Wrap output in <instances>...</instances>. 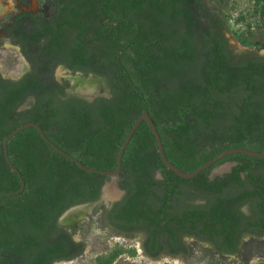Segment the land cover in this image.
Wrapping results in <instances>:
<instances>
[{
	"label": "trees",
	"instance_id": "obj_1",
	"mask_svg": "<svg viewBox=\"0 0 264 264\" xmlns=\"http://www.w3.org/2000/svg\"><path fill=\"white\" fill-rule=\"evenodd\" d=\"M253 12L264 25V0H253ZM4 29L28 68L16 77L0 74V192L19 186L1 139L26 121L95 168L115 166L142 111L166 158L185 171L228 147L264 152V54L234 53L225 18L205 0H46L13 12ZM57 64L98 74L109 94L66 92L54 76ZM28 96L31 103L18 108ZM6 152L23 186L0 195V264H53L80 253L84 241L57 217L71 204L101 199L109 176L80 168L33 126L12 133ZM222 162L228 168L211 173ZM115 183L122 193L105 220L120 232H140L149 256L186 254L184 236L231 252L242 234L264 235V157L228 152L183 177L160 160L142 119L122 149ZM114 254L96 264H109Z\"/></svg>",
	"mask_w": 264,
	"mask_h": 264
},
{
	"label": "rangeland",
	"instance_id": "obj_2",
	"mask_svg": "<svg viewBox=\"0 0 264 264\" xmlns=\"http://www.w3.org/2000/svg\"><path fill=\"white\" fill-rule=\"evenodd\" d=\"M205 1L225 18L224 33L229 40L238 47L243 46L244 50L234 49L232 50L234 53L258 50V46L264 42V25L258 24L261 20L253 12V0ZM45 2L46 0H27L23 4L17 0H0V73L2 75L17 76L28 68V63L18 51V46L6 35L4 27L10 15L21 8L35 10ZM239 39H244L246 43H242ZM59 80L68 83L63 78ZM228 166L229 163L226 162L217 164L212 167L211 173L221 172ZM113 179L115 181L116 176ZM111 199L104 200L103 197L102 199L99 197L89 210L83 213L81 220L77 222L78 225L68 227L75 239L84 241L82 249L84 254L77 260L81 264H96L98 257L115 253L109 264H145L146 256L143 254L140 256L136 247L138 243L140 245L142 234L119 232L107 225L104 211ZM184 240L188 252L177 255L176 258L179 260L177 264H264V235L242 234L238 249L229 253L216 251L210 244L191 236H184ZM93 253L98 255L91 257ZM70 262L57 261L55 264Z\"/></svg>",
	"mask_w": 264,
	"mask_h": 264
},
{
	"label": "water",
	"instance_id": "obj_3",
	"mask_svg": "<svg viewBox=\"0 0 264 264\" xmlns=\"http://www.w3.org/2000/svg\"><path fill=\"white\" fill-rule=\"evenodd\" d=\"M226 36V35H225ZM227 38V42L228 44L230 45V48L232 50L236 49V50H244L242 47L239 48L235 45H233V43L229 40V38L226 36ZM238 48V49H237ZM256 52L258 54H264V47L256 50ZM57 65H61V64H57ZM63 66V65H61ZM64 67V66H63ZM66 68V67H65ZM67 69V68H66ZM70 73V72H69ZM73 73H77L78 75L80 74L81 76H87V75H92L93 77H96L97 80H98V84H99V87H100V91H93L92 93L89 92V93H77L79 94L80 96H83V97H87V98H90L92 97L94 94L96 93H101V94H105V95H108V92H107V89L104 88L103 86V83H102V79L101 77L98 75V74H93L91 72H87L86 74H81L80 71L78 70H74ZM55 76V75H54ZM55 78L57 80H59L56 76ZM32 101V97L31 96H28L24 102H22L18 108H22L24 106H27L31 103ZM144 120L147 124V126L149 127L150 131L152 132L153 136H154V139H155V143H156V150L158 152V155H159V158L160 160L167 166L169 167L171 170H173L176 174L180 175V176H183V177H190L192 176L193 174H195L197 171L201 170L202 168L206 167L207 165L213 163L217 158H219L220 156L228 153V152H234V151H239V152H244V153H248V154H253V155H257V156H260V157H264V152L263 151H259V150H254V149H249V148H244V147H238V146H233V147H228V148H224L222 149L221 151H219L218 153L212 155L211 157L207 158L205 161H203L202 163H200L198 166L194 167L193 169L191 170H188V171H185L183 169H181L180 167L176 166L175 164H173L171 161H169L166 156L164 155L163 153V150H162V145H161V141H160V138H159V134L155 128V125L153 124V122L151 121V118L149 117L148 113L146 111H142L139 115H137L133 122L131 123L130 127L128 128L127 132L125 133L124 137H123V140L122 142L120 143L118 149H117V152H116V157H115V160H116V163H115V166L113 168H107V169H103V168H95V167H90V166H86L84 165L83 163H81L77 158H75L74 156H72L71 154L65 152L63 149H61L60 147H58L55 143H53L46 135L45 133L43 132V130L41 129V127L34 121H26V122H23V123H20L19 125L15 126L14 128H12L11 130H9L1 139V146H2V152H3V156H4V159L7 163V165L9 166V168L13 171L16 172L18 178H19V186L14 189V190H8V191H3V192H0V195H9V194H14L16 192H18L19 190L22 189V186H23V180L21 178V175L20 173L18 172L17 168L11 163V161L9 160L8 156H7V152H6V140L7 138L14 132H16L17 130L23 128V127H26V126H33L36 128V130L38 131L39 135L43 138L44 141H46L50 146H52L54 149H56L59 153L63 154L64 156L68 157L69 159H71L72 161H74L80 168L82 169H85V170H89V171H95V172H99V173H103V174H106L109 176L108 179L104 180L101 187H100V195H101V191H102V187L104 185V183L106 181H109L110 183H112L115 188L117 190H119V194L118 196L114 197L111 199V201L113 199H116L120 196V194L122 193V189L119 188L115 181H114V177L116 176V173L117 171L119 170V167H120V156H121V152H122V149L123 147L125 146L131 132L133 131V129L136 127V125L141 121V120ZM224 163V162H222ZM226 163H229L230 162H226ZM110 201V202H111ZM109 202V203H110ZM92 202H85V203H81V204H76V205H83V204H90L91 205ZM108 203V204H109ZM76 205H70V206H67L57 217V221H59V218H60V215L68 208L70 207H73V206H76ZM66 229H68V227H66ZM143 255L146 256L147 258H150L152 260L154 259H158V261H156L155 263L153 264H159L163 261H168L166 259H162V257L164 256H169V257H172V256H176V255H172V254H168L166 252H161L159 255L157 256H149L148 254H145L143 251H142ZM168 262H171V261H168Z\"/></svg>",
	"mask_w": 264,
	"mask_h": 264
},
{
	"label": "bare ground",
	"instance_id": "obj_4",
	"mask_svg": "<svg viewBox=\"0 0 264 264\" xmlns=\"http://www.w3.org/2000/svg\"><path fill=\"white\" fill-rule=\"evenodd\" d=\"M233 45L237 46L235 43ZM239 48H241V47H239ZM60 66L61 65H59V67L56 69L55 75L58 79L59 78H66L67 75L64 73L65 71L62 70L63 66L62 67H60ZM70 79H71V89L76 91L77 93H89V92L92 93L93 91H100V87H99L98 80L96 77L95 78H92V77H88V78L71 77ZM118 194H119V190H117L112 183H110L109 181H106L104 183V185L102 187V191H101V199H102V197L104 198V200H106L108 198H114V197L118 196ZM90 206H91L90 204H83V205H76V206H73V207L66 209L61 214V216L59 218L60 223L66 227L76 226L77 222L79 220H81L83 213L87 209L89 210ZM136 247H137L138 254L140 256H143L142 255L143 253H142V250H141L139 243L136 245ZM162 259L172 261L175 264L179 263V260L176 258V256H172V257L164 256V257H162ZM156 261H158V259L152 260L150 258L144 257V263L145 264H153Z\"/></svg>",
	"mask_w": 264,
	"mask_h": 264
},
{
	"label": "flooded vegetation",
	"instance_id": "obj_5",
	"mask_svg": "<svg viewBox=\"0 0 264 264\" xmlns=\"http://www.w3.org/2000/svg\"><path fill=\"white\" fill-rule=\"evenodd\" d=\"M58 67H59V65H58ZM57 67V68H58ZM60 67H62V66H60ZM57 68H55V69H57ZM64 68H65V66H64ZM63 67H62V70H64L65 72V74L67 75V77L66 78H63V79H65L68 83H66V85H65V87H64V89H65V91L66 92H68V91H72V92H70V93H74V94H76V95H79V94H77V92L76 91H74V90H72L71 89V77H77V78H88V77H92V78H95V77H93L92 75H87V76H81L80 74H79V76H78V74L77 73H73V71L74 70H70V69H68L67 67V69L65 68L64 69ZM68 71V72H67ZM79 71V70H78ZM55 72H56V70H54V74H55ZM70 72V73H69ZM1 74V73H0ZM77 74V75H76ZM81 74H83V73H81ZM2 75V74H1ZM19 75V74H18ZM17 75V76H18ZM84 75V74H83ZM2 76H4V75H2ZM56 76V75H55ZM5 77H10V76H5ZM13 77H16V76H13ZM60 81V80H59ZM102 83H103V81H102ZM103 86H104V84H103ZM104 88H106L105 86H104ZM107 89V88H106ZM107 92H108V90H107ZM96 94H101V93H96ZM96 94H94V95H96ZM108 94H109V92H108ZM93 95V96H94ZM102 95H105V94H102ZM80 96V95H79ZM92 96V97H93ZM83 97V96H82ZM92 97H90V98H92ZM85 98H87V97H85ZM90 98H88V99H90ZM100 197V196H99ZM96 200L97 199H94V200H87V201H82V202H78V203H74V204H71V205H76V204H81V203H85V202H92L91 203V205L92 204H94V202H96ZM109 205V204H108ZM107 205V206H108ZM70 206V205H69ZM107 208V207H106ZM106 210V209H105ZM105 212V211H104ZM61 216V215H60ZM106 221V220H105ZM107 223V222H106ZM76 225H78V224H76ZM107 225H109L108 223H107ZM62 226H64L63 224H62ZM110 227H112L111 225H109ZM65 228H66V226H64ZM113 229H115L114 227H112ZM69 232H70V230L69 229H67ZM115 230H117V229H115ZM117 231H119V230H117ZM120 232V231H119ZM71 233V232H70ZM71 235H72V233H71ZM73 237V236H72ZM191 237H193V236H191ZM74 238V237H73ZM195 238V237H194ZM241 238V237H240ZM183 239H184V237H183ZM197 239V238H196ZM198 240H200V239H198ZM185 241V240H184ZM201 241H204V242H206V243H208V244H210L211 246H212V244L210 243V242H208V241H206V240H201ZM140 247H141V245H140ZM213 247V246H212ZM214 248V247H213ZM215 249V248H214ZM141 250H142V248H141ZM216 251H219V252H222V253H229L228 251H222V250H217V249H215ZM143 251V250H142ZM231 252H234V251H231ZM84 254V251L83 250H81V252L80 253H78L77 255H75V256H82ZM146 254V253H145ZM98 255V253H96V254H94V257H96ZM172 255H176V257H178L177 255H184V254H181V253H179V254H172ZM74 257V256H73ZM69 259V258H68ZM57 261H67V260H57ZM57 261H55L53 264H55ZM81 264V263H80Z\"/></svg>",
	"mask_w": 264,
	"mask_h": 264
},
{
	"label": "built area",
	"instance_id": "obj_6",
	"mask_svg": "<svg viewBox=\"0 0 264 264\" xmlns=\"http://www.w3.org/2000/svg\"><path fill=\"white\" fill-rule=\"evenodd\" d=\"M94 254L96 253H93L92 255H90L91 257H94ZM78 259V256H74V257H71L69 259H66L67 261H71L69 264H80V262L77 260ZM75 260V261H74Z\"/></svg>",
	"mask_w": 264,
	"mask_h": 264
}]
</instances>
